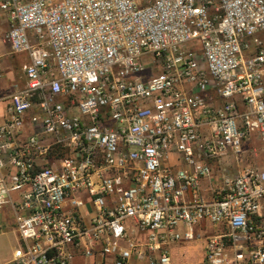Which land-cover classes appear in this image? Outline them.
Segmentation results:
<instances>
[{"label":"built area","instance_id":"built-area-1","mask_svg":"<svg viewBox=\"0 0 264 264\" xmlns=\"http://www.w3.org/2000/svg\"><path fill=\"white\" fill-rule=\"evenodd\" d=\"M0 12L11 53L29 57L0 125V210L21 240L7 264H175L197 240L200 264H264V167L200 193L211 161L264 146V0Z\"/></svg>","mask_w":264,"mask_h":264},{"label":"crops","instance_id":"crops-1","mask_svg":"<svg viewBox=\"0 0 264 264\" xmlns=\"http://www.w3.org/2000/svg\"><path fill=\"white\" fill-rule=\"evenodd\" d=\"M10 28V21L6 14L0 12V55H1V65H0V97L2 98V102H0V125H2L7 118L6 113V102L3 101L6 99L11 93H13L17 87H24L26 83L25 74L23 72V66L29 62L28 55H13L11 53L10 46L5 43L4 37ZM28 131H31V127H28ZM230 159L228 156L211 161V167L213 169L214 175L210 179H204L201 185V195L207 199H211L213 195V191L221 188L223 184V178L228 177L229 175L225 173L233 172L232 165L230 163ZM49 161H44V164H49ZM231 177V176H230ZM186 199H192V194L189 193L186 196ZM0 215L3 216L2 221L5 223L6 230H0V235L8 236L13 235V242L17 246L13 247L4 260L0 262V264H7L14 256L15 250L20 246L21 240L17 231L14 228V221L12 218L13 211L11 207L7 206L0 210ZM9 217V219H8ZM11 218V219H10ZM12 227L11 230L10 228ZM212 231H210L211 233ZM10 233V234H9ZM204 244V242H203ZM201 245L202 257L200 263L203 259L204 253V245ZM194 248V243H186V244H178L173 248V258L178 254V251L183 249V247ZM175 262V261H174ZM199 263V264H200Z\"/></svg>","mask_w":264,"mask_h":264},{"label":"rangeland","instance_id":"rangeland-1","mask_svg":"<svg viewBox=\"0 0 264 264\" xmlns=\"http://www.w3.org/2000/svg\"><path fill=\"white\" fill-rule=\"evenodd\" d=\"M245 146L249 149H252L255 151V154L251 153H244L242 156L239 157V159L236 158L235 155L230 153L228 155V158L230 159V163L232 165L233 172L231 173H225L231 177L235 176L241 169H243L245 166L252 165V164H257L259 166L264 167V146L260 143L257 137H254L251 141L248 143H245ZM3 216L0 215V219L2 221ZM13 221H14V228L17 231L18 235L19 232L17 230V225L15 222V218L12 215ZM9 219V217H8ZM11 219V218H10ZM6 223V222H5ZM5 223L0 222V230L4 229V231H9L6 230ZM10 228V227H7ZM12 228V227H11ZM10 228V230H11ZM212 231V230H211ZM10 234V233H9ZM13 235H8V236H2L0 235V262L5 259V257L8 255V252L15 246L13 242ZM20 238V236H19ZM195 247L190 248V247H183V249L178 251V254L175 255L174 261L175 264H199L201 257H202V252H201V245L203 244V241L197 240L193 242Z\"/></svg>","mask_w":264,"mask_h":264}]
</instances>
